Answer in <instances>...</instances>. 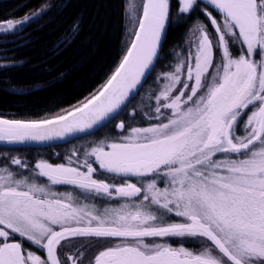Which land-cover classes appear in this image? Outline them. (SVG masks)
I'll return each instance as SVG.
<instances>
[{
    "label": "snow or ice",
    "instance_id": "obj_1",
    "mask_svg": "<svg viewBox=\"0 0 264 264\" xmlns=\"http://www.w3.org/2000/svg\"><path fill=\"white\" fill-rule=\"evenodd\" d=\"M129 7L131 42L105 83L51 118L0 119V142L93 135L164 61L154 105L133 106L66 164L0 154V264H264V0H142L138 16ZM41 11L0 21V33ZM181 24L183 43L165 53ZM137 116L153 122L132 126ZM103 198L123 202H85Z\"/></svg>",
    "mask_w": 264,
    "mask_h": 264
},
{
    "label": "trees",
    "instance_id": "obj_2",
    "mask_svg": "<svg viewBox=\"0 0 264 264\" xmlns=\"http://www.w3.org/2000/svg\"><path fill=\"white\" fill-rule=\"evenodd\" d=\"M39 8L42 10L40 15L30 20L24 26V35L7 48L12 52L11 62H16L0 68L2 117L40 120L76 105L105 83L126 52V45L131 42L126 0H0V21L22 17ZM74 25L78 26V31H72ZM187 27L184 24L169 27L165 53L173 44L183 43ZM163 62L157 64L141 94L107 128L90 136L83 134L64 144L19 147H4L10 145L2 144L0 151L11 150L12 154L28 161L66 164L63 151L58 152L60 148H68L78 139L87 145L105 138L133 106L140 102H143L144 109L154 105L148 97L152 91V80ZM146 120L137 116L131 123L133 126L153 122ZM53 187L57 191L68 190L64 186ZM91 201L97 204L100 200ZM114 204L113 200L108 201V205ZM88 253L92 255L90 249Z\"/></svg>",
    "mask_w": 264,
    "mask_h": 264
},
{
    "label": "rangeland",
    "instance_id": "obj_3",
    "mask_svg": "<svg viewBox=\"0 0 264 264\" xmlns=\"http://www.w3.org/2000/svg\"><path fill=\"white\" fill-rule=\"evenodd\" d=\"M130 4H135L136 5V8H135L134 11H135V15L138 16L142 12V0H126V11H127V22H128V27H129V33H131V31L135 27V25L132 23V19H131L132 18V11L133 10L130 9V7H129ZM37 10H41V9L39 8ZM37 10L33 11L32 13L36 12ZM32 13H30L28 15L31 16ZM24 17L25 16L18 17V18H10V19H13V20H22ZM2 21H6V20H2ZM28 22H25L24 24L17 26V28L15 30H13L12 32L0 33V68L6 67V66H11V65H13L16 62V61H12L11 62L10 58H11L12 52L10 50H8L7 48L10 47L12 44H14V42L16 40L20 39L24 35L23 34V32L25 31L24 26ZM8 42H9V44H7ZM10 42H12V43H10ZM52 116H54V115L48 116V118H51ZM1 118H3V117H0V119ZM3 119H6V118H3ZM13 119H15V120H23V119H16V118H13ZM146 121H149V120H146ZM146 121H144V122H146ZM133 126H148V125H145V124H142V123H138V124H135ZM79 136H81V135H79ZM73 139H76V137H74V138H72V139H70V140H68L66 142L59 143V144H64V143L70 142ZM102 139H104V138H101L99 140H96L93 143H90V144H87V145L84 144V141L82 139H78V140L72 142L68 146V148H64V147L63 148H60V150L58 152L60 153L61 151H63V159H67V157L72 154V152H73L74 149H80L81 151H83V147L84 146L92 145L95 142H98V141H100ZM0 146H2V144H0ZM25 146H27V145H25ZM4 147H16V146H4ZM17 147H19V146H17ZM0 154H7L10 157L11 156H15V157H18L19 158L18 154H12L11 153V150L0 151ZM22 160L26 161L29 165H34L35 162L40 161V160L28 161V160H25V159H22ZM58 164H61V163H58ZM11 167L13 169L15 168V166H11ZM124 179H127L129 182H136V180H137V178H135V177H131V178L114 177L111 182L112 183H115V184H120V183L123 182ZM39 182H43L45 184L47 183L46 179H44V178H40V181ZM58 186L61 187L60 185H58ZM64 187H68V190L67 191H71L72 190L71 186H64ZM52 188H53V190L57 191L53 186H52ZM59 191L60 192H63V191H66V190L62 189V190H59ZM108 201H109L108 199H106V200L102 199L97 204L93 203L92 201H85V202L91 203V204H95V206L97 208L102 209L105 206H109L108 205ZM113 201L116 202V204L118 202L119 203H122L123 202V201H115V200H113ZM116 204L111 205V206H115ZM113 242H116V241H113ZM105 246H108V245H105ZM173 246H176V245H173ZM185 246L187 248L191 249V250H197L200 247V245H199L198 242H190V243H187ZM26 247L28 248V247H32V246L28 245V243L26 242ZM77 248H79V247H77ZM89 249L91 251V254L93 255L95 253V251H96L95 244L92 247H90ZM32 250L34 252H39L38 254L43 255L39 250H37L35 248H32ZM75 250L76 249H66V251H75ZM86 254L90 257V255L88 253V250H87V253ZM85 264H87V261H85Z\"/></svg>",
    "mask_w": 264,
    "mask_h": 264
},
{
    "label": "water",
    "instance_id": "obj_4",
    "mask_svg": "<svg viewBox=\"0 0 264 264\" xmlns=\"http://www.w3.org/2000/svg\"><path fill=\"white\" fill-rule=\"evenodd\" d=\"M141 14H142V12H141ZM0 117H2L1 115H0ZM3 118H6V119H13V118H8V117H5V116H3ZM3 118H1V119H3ZM24 121H31V120H24ZM79 135H82V134H78V136ZM72 138H74V137H66V138H64L63 140H53V141H45V142H34V141H28V142H25V143H23V144H14V145H11V144H6V143H4V142H0V144H3V145H10V146H22V145H45V144H49V143H63V142H66V141H68V140H70V139H72Z\"/></svg>",
    "mask_w": 264,
    "mask_h": 264
}]
</instances>
